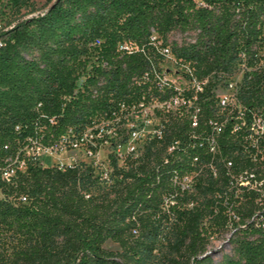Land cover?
Segmentation results:
<instances>
[{"label":"trees","instance_id":"16d2710c","mask_svg":"<svg viewBox=\"0 0 264 264\" xmlns=\"http://www.w3.org/2000/svg\"><path fill=\"white\" fill-rule=\"evenodd\" d=\"M176 31L195 34L173 50L200 84L186 96L157 77V44ZM263 44L264 0H50L2 29L0 166L26 168L11 184L0 181V264H154L167 229L172 256L163 264H215L209 239L228 227L232 256L224 264H264V220H253L264 219V141L251 130L264 115ZM237 64L248 69L241 109L221 106L211 83ZM178 98L160 113L156 150L131 166L114 197L93 194V171L83 164L40 168L27 155L33 142L80 143L89 129L98 134ZM193 173L194 186H185ZM107 241L122 252L105 249Z\"/></svg>","mask_w":264,"mask_h":264},{"label":"rangeland","instance_id":"374dc122","mask_svg":"<svg viewBox=\"0 0 264 264\" xmlns=\"http://www.w3.org/2000/svg\"><path fill=\"white\" fill-rule=\"evenodd\" d=\"M50 0H0V31L9 29L10 26L16 25L19 21L31 18L40 12L44 11ZM154 38H158L154 35ZM194 33L173 32L167 36L165 40L161 39L158 46L169 49L171 54L164 56L159 64L158 79L165 86L170 84L175 87L179 96L188 95L191 90L200 89V84L190 79V69L188 65H182L173 54L174 45L186 46L193 42ZM259 57L262 58L264 64V44L260 48ZM98 63L96 53L92 55L91 64ZM248 71L246 64H237L230 75L217 79L213 77L211 80L213 93L215 94L219 104L224 107L240 108L237 102L238 94L244 82L245 73ZM85 82L82 77L78 86L81 87ZM205 81L204 84H208ZM179 98L176 99L175 105L153 102L148 106L130 112L124 117L123 122L117 120L115 126L109 129H101L98 134L93 132L94 129H89L86 133L85 142L67 146L62 149L56 147L49 151L26 149L27 155L32 156V165L40 168H62L75 167L85 165L93 171L95 184L92 192L95 196H100L105 193H110L111 197L115 196L114 186L124 180L123 177L128 173L131 166L141 159L147 160L150 154L156 150L153 145V140L160 132L162 113L167 108L175 109L178 106ZM98 127H95L97 129ZM252 132L255 142L264 141V115L254 116L252 119ZM152 158V157H151ZM115 161L117 167H115ZM199 174L185 178L183 184L185 186H194L196 178ZM244 188H251V184L246 182L241 183ZM248 186V187H247ZM6 198L0 188V200ZM13 203L18 201L15 194L9 197ZM191 204L189 207H193ZM169 230L165 231V235ZM233 233V228L228 227L221 233L214 235L209 239L208 253L213 257L215 264H224L226 258L232 256V249L229 244V239ZM157 243V248L154 253V264H163V262L172 256L167 248L166 236ZM104 248L115 254H120L122 249L117 243L107 241Z\"/></svg>","mask_w":264,"mask_h":264},{"label":"built area","instance_id":"2783aa9c","mask_svg":"<svg viewBox=\"0 0 264 264\" xmlns=\"http://www.w3.org/2000/svg\"><path fill=\"white\" fill-rule=\"evenodd\" d=\"M153 39H156V38H153ZM121 50H125V51H128L129 53H131L132 49L130 48L129 45L125 44L124 46L121 47ZM162 52H163L164 56H167V55L171 54L170 50L169 49H165V48H163ZM86 136L87 135L85 134L84 138L81 140L80 143H74L72 145H70L69 142L66 141V140H63L58 145H55V146H52V147H44L41 144H37V143L33 142L32 146L29 147V148H31L32 150H38V151H49L51 149H55L56 147L62 149L63 147L75 146V145H78V144H81V143L85 142ZM29 148H27V149H29ZM28 156H30V154H28ZM7 162H8V164L6 166H0V181L8 183V184H11L13 182V178L16 176L17 169H19L21 171L25 170L26 164H25V162L17 163V161H15L13 163H9L10 160H8ZM246 184L250 185V182L246 181ZM262 184H263V182L260 185H262ZM251 189H255L256 190V186L255 185L251 186ZM258 191L261 194V198L264 199V191H262V190H258ZM20 201L26 202L27 201L26 197H21ZM253 220H255V221H257V222H259L261 224V223H263L264 219H263V217H260L259 214H256L254 216ZM260 220H262V222H260ZM262 225L264 227V224H262ZM259 226H261V225H259Z\"/></svg>","mask_w":264,"mask_h":264}]
</instances>
